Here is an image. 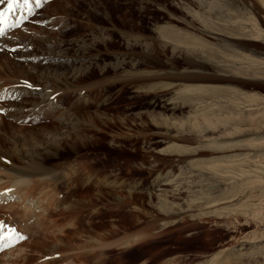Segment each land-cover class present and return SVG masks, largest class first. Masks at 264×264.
<instances>
[{
  "label": "rangeland",
  "instance_id": "374dc122",
  "mask_svg": "<svg viewBox=\"0 0 264 264\" xmlns=\"http://www.w3.org/2000/svg\"><path fill=\"white\" fill-rule=\"evenodd\" d=\"M42 12L53 20L23 30L35 36L25 56L63 58L35 71L1 57L0 89L33 79L74 108L40 129L0 116V181L24 169L32 188L0 210L33 226L0 264H264V164L252 161L264 0H52Z\"/></svg>",
  "mask_w": 264,
  "mask_h": 264
},
{
  "label": "bare ground",
  "instance_id": "6f19581e",
  "mask_svg": "<svg viewBox=\"0 0 264 264\" xmlns=\"http://www.w3.org/2000/svg\"><path fill=\"white\" fill-rule=\"evenodd\" d=\"M43 95H44V93H42ZM45 95H47V94H45ZM45 95H44V98H45ZM35 104V103H34ZM69 106V105H68ZM68 106H66L67 108H68ZM54 107V106H53ZM5 122V121H4ZM45 138V137H44ZM43 138V139H44ZM42 139V140H43ZM59 140H57V141H55V142H53V143H57ZM255 148H257V149H259V150H264V141H261V142H258V143H255V144H252ZM244 146H246V145H244ZM33 150V149H32ZM1 156L2 157H6V156H4V155H2L1 153H0V158H1ZM259 156L260 157H262V158H264V151H261L260 152V154H259ZM254 157V156H253ZM262 158L261 159H255V160H252L253 161V163H254V165L255 164H260V165H263L264 164V159L262 160ZM2 159V158H1ZM42 159H44V158H42ZM8 160V162H10V163H12L13 162V160L12 159H7ZM33 160V159H32ZM90 163V162H89ZM41 164V166L43 167V169L44 170H47L48 169V166H45L42 162L40 163ZM86 164H87V162H86ZM44 165V166H43ZM89 165V164H88ZM40 166V165H39ZM40 166V167H41ZM81 166H82V168H84V167H86L85 166V164H83V163H81ZM258 166V165H257ZM4 167V166H3ZM7 167V166H6ZM262 168H264V165L262 166ZM2 169V167L0 168V176L2 175H4L5 176V174H3V171L1 170ZM85 169H87V168H85ZM8 170H9V168H8ZM53 170V169H52ZM51 170V171H52ZM82 170H84V169H82ZM90 170H92V169H90ZM49 171V170H48ZM51 171H50V173H51ZM13 172H16L15 174H12V176H11V184L8 186V185H6V184H8L9 183V181L7 182L5 179H4V181H3V178L1 179V181H3V184L1 183V181H0V208L1 207H4V206H6V208H8V209H14V208H16V207H23L22 206V204L25 202L24 200H22V193L23 194H26V193H29L31 190H32V188L29 186V177L27 176V174H26V172L24 171V169H19L18 171H13ZM46 172V171H45ZM54 172V171H53ZM89 172V171H88ZM92 173H93V171H91ZM48 173V172H47ZM90 173V172H89ZM91 174V173H90ZM48 175V174H47ZM262 175V177L264 178V174H261ZM6 176H8V175H6ZM81 176H83V175H81ZM46 177V176H45ZM45 177H42V179L41 180H45ZM79 177V175L76 177L75 176V178H78ZM56 178V177H55ZM80 178V177H79ZM78 178V179H79ZM37 179V178H36ZM40 178L38 177V180H39ZM48 179V178H47ZM47 179H46V181H47ZM52 179V178H51ZM49 180V179H48ZM30 181H31V179H30ZM35 182V181H34ZM48 182V181H47ZM46 182V183H47ZM45 184V183H44ZM43 184V185H44ZM3 185H6L7 186V189L6 190H2V188H5ZM34 185H36V184H33V187H34ZM38 185V184H37ZM42 185V186H43ZM15 187V191H14V193H10V191L13 189V187ZM39 186H41V184L39 185ZM38 187V186H37ZM37 187H35V189L37 188ZM19 188H22L23 189V192L19 189ZM43 188V187H42ZM34 189V188H33ZM38 189V188H37ZM2 190V191H1ZM25 190V191H24ZM32 193V192H31ZM30 195V194H29ZM34 195V194H33ZM34 197V196H33ZM24 198V197H23ZM27 198V197H26ZM84 198V197H83ZM5 199H10V200H12V199H14V201H8V202H5ZM4 200V201H3ZM29 200V199H28ZM27 200V201H28ZM80 202H84L82 199H80L79 201H78V203H80ZM85 203H87V201H85ZM84 203V207H86V205L87 204H85ZM90 206H93V203L92 204H89ZM5 212H8V211H5ZM9 215H11V214H9L8 213V216ZM5 219H7L6 217H4ZM5 219H3V222L4 223H8ZM141 231V230H140ZM139 231V232H140Z\"/></svg>",
  "mask_w": 264,
  "mask_h": 264
},
{
  "label": "snow or ice",
  "instance_id": "6c2138e0",
  "mask_svg": "<svg viewBox=\"0 0 264 264\" xmlns=\"http://www.w3.org/2000/svg\"><path fill=\"white\" fill-rule=\"evenodd\" d=\"M41 0H7V7L0 8V35L4 33L5 27H19L23 21L28 19V14L32 11V6L35 5L39 7ZM5 0H0V5H4ZM17 11H21L23 14L15 20L14 23H7L9 19L10 13H16ZM31 87V85H28ZM15 233V229H9L8 226L3 222L0 221V241L5 239V233ZM18 239H24V237L19 236L16 234ZM8 245L0 243V250H3L4 247Z\"/></svg>",
  "mask_w": 264,
  "mask_h": 264
}]
</instances>
